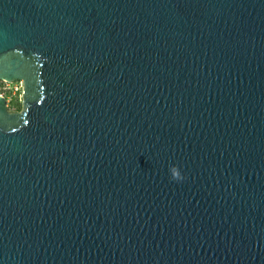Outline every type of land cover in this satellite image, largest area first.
Returning <instances> with one entry per match:
<instances>
[{"label": "water", "instance_id": "95a60500", "mask_svg": "<svg viewBox=\"0 0 264 264\" xmlns=\"http://www.w3.org/2000/svg\"><path fill=\"white\" fill-rule=\"evenodd\" d=\"M0 80V264H264V0H0Z\"/></svg>", "mask_w": 264, "mask_h": 264}, {"label": "built area", "instance_id": "2783aa9c", "mask_svg": "<svg viewBox=\"0 0 264 264\" xmlns=\"http://www.w3.org/2000/svg\"><path fill=\"white\" fill-rule=\"evenodd\" d=\"M14 84H16V86H14ZM15 95H17L21 99L22 83L21 82L6 83L0 80V96H3L6 98L7 96H15Z\"/></svg>", "mask_w": 264, "mask_h": 264}, {"label": "rangeland", "instance_id": "374dc122", "mask_svg": "<svg viewBox=\"0 0 264 264\" xmlns=\"http://www.w3.org/2000/svg\"><path fill=\"white\" fill-rule=\"evenodd\" d=\"M14 86H16V84H14ZM15 96H7L6 97L7 98V102L10 101V100L12 101V105H10L8 107L9 108V112H21L22 111V97L20 99V97H18L17 95H15ZM17 103L19 105H17Z\"/></svg>", "mask_w": 264, "mask_h": 264}, {"label": "clouds", "instance_id": "9594fccd", "mask_svg": "<svg viewBox=\"0 0 264 264\" xmlns=\"http://www.w3.org/2000/svg\"><path fill=\"white\" fill-rule=\"evenodd\" d=\"M169 172L171 174V178L177 182H182L184 180V176L180 171L179 166L173 165L169 168Z\"/></svg>", "mask_w": 264, "mask_h": 264}, {"label": "flooded vegetation", "instance_id": "af4514ba", "mask_svg": "<svg viewBox=\"0 0 264 264\" xmlns=\"http://www.w3.org/2000/svg\"><path fill=\"white\" fill-rule=\"evenodd\" d=\"M6 100H7V99H6ZM10 105H12V101H11V100L7 102V106H6V107H7V110H8V111H9V108H8V107H9ZM12 113H17V112H12Z\"/></svg>", "mask_w": 264, "mask_h": 264}, {"label": "trees", "instance_id": "16d2710c", "mask_svg": "<svg viewBox=\"0 0 264 264\" xmlns=\"http://www.w3.org/2000/svg\"><path fill=\"white\" fill-rule=\"evenodd\" d=\"M14 105V104H13ZM17 105H19L18 103H17Z\"/></svg>", "mask_w": 264, "mask_h": 264}]
</instances>
